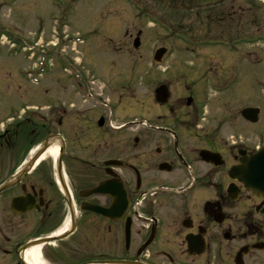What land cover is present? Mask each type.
Listing matches in <instances>:
<instances>
[{
	"label": "flooded vegetation",
	"instance_id": "flooded-vegetation-1",
	"mask_svg": "<svg viewBox=\"0 0 264 264\" xmlns=\"http://www.w3.org/2000/svg\"><path fill=\"white\" fill-rule=\"evenodd\" d=\"M136 81L80 78L0 106V264L34 247L42 264H264V197L234 175L264 143L186 123L213 118L208 79H159L150 99Z\"/></svg>",
	"mask_w": 264,
	"mask_h": 264
},
{
	"label": "rangeland",
	"instance_id": "rangeland-1",
	"mask_svg": "<svg viewBox=\"0 0 264 264\" xmlns=\"http://www.w3.org/2000/svg\"><path fill=\"white\" fill-rule=\"evenodd\" d=\"M70 1L0 0V106L27 99L40 105L60 94L76 73L95 78L108 73L116 81L143 78L147 87L138 79L135 95L147 90L149 99L159 79H173L174 88L180 78L200 83L208 79L209 103L216 99L214 116L206 122L190 114L186 123L222 126V131L240 132L251 143H264V0ZM138 31L140 45L134 48ZM191 44L198 58L182 48ZM160 47L167 49L161 65L153 61ZM204 61L221 64L204 68ZM36 62L43 74L34 85L25 71L36 70ZM244 107L260 108L256 124L239 117Z\"/></svg>",
	"mask_w": 264,
	"mask_h": 264
},
{
	"label": "water",
	"instance_id": "water-1",
	"mask_svg": "<svg viewBox=\"0 0 264 264\" xmlns=\"http://www.w3.org/2000/svg\"><path fill=\"white\" fill-rule=\"evenodd\" d=\"M138 46V39L134 41V47ZM165 49L161 48L155 52L154 59L159 61L164 54ZM168 94L166 89L162 86L156 90V98L158 100H166ZM243 118L256 122L258 119V109L246 108L241 111ZM249 175L248 180L245 181L247 188L256 190L264 197V145L256 152L250 159L246 160L242 167H237L234 170V175L240 178L241 175ZM86 209L91 211H98L96 206H88Z\"/></svg>",
	"mask_w": 264,
	"mask_h": 264
},
{
	"label": "bare ground",
	"instance_id": "bare-ground-1",
	"mask_svg": "<svg viewBox=\"0 0 264 264\" xmlns=\"http://www.w3.org/2000/svg\"><path fill=\"white\" fill-rule=\"evenodd\" d=\"M46 153L51 155L52 157H56L58 154L57 145H53L52 147H50L46 151ZM25 259H26V262L29 264H42L40 262L39 251H38L37 247L28 249V251L25 253Z\"/></svg>",
	"mask_w": 264,
	"mask_h": 264
}]
</instances>
